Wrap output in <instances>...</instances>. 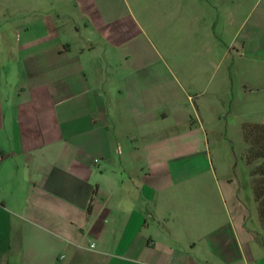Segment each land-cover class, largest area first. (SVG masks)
I'll return each instance as SVG.
<instances>
[{"label":"crops","instance_id":"crops-1","mask_svg":"<svg viewBox=\"0 0 264 264\" xmlns=\"http://www.w3.org/2000/svg\"><path fill=\"white\" fill-rule=\"evenodd\" d=\"M0 3V264H264L210 201L179 212L184 171L152 139L177 97L169 72L126 71L121 0ZM163 3L184 24L211 5Z\"/></svg>","mask_w":264,"mask_h":264},{"label":"rangeland","instance_id":"rangeland-1","mask_svg":"<svg viewBox=\"0 0 264 264\" xmlns=\"http://www.w3.org/2000/svg\"><path fill=\"white\" fill-rule=\"evenodd\" d=\"M206 1L211 5L203 10L204 19L184 24L163 0H121L122 36L128 42L118 54L123 64L129 60L126 71L169 72L170 95L177 99L153 110L166 129L152 139H167L163 149L170 165L184 171L183 182L172 188L178 190L179 212L191 214L210 201L212 207L200 205V213L212 211L218 227L232 224L260 258L264 233L246 164L244 126L264 125V0H222L224 8ZM230 7L245 21L236 35L237 28L228 26ZM109 50L105 45L104 52ZM181 118L183 125L177 124ZM177 150L184 155L178 161Z\"/></svg>","mask_w":264,"mask_h":264},{"label":"trees","instance_id":"trees-1","mask_svg":"<svg viewBox=\"0 0 264 264\" xmlns=\"http://www.w3.org/2000/svg\"><path fill=\"white\" fill-rule=\"evenodd\" d=\"M244 140L248 145L246 164L250 168L254 200L258 206V221L264 233V125H245Z\"/></svg>","mask_w":264,"mask_h":264},{"label":"built area","instance_id":"built-area-1","mask_svg":"<svg viewBox=\"0 0 264 264\" xmlns=\"http://www.w3.org/2000/svg\"><path fill=\"white\" fill-rule=\"evenodd\" d=\"M93 247V246H92Z\"/></svg>","mask_w":264,"mask_h":264}]
</instances>
